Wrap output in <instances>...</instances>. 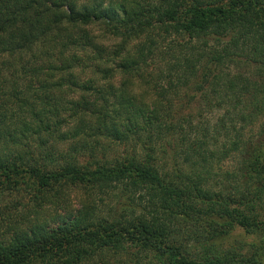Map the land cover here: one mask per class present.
Segmentation results:
<instances>
[{
	"label": "trees",
	"instance_id": "obj_1",
	"mask_svg": "<svg viewBox=\"0 0 264 264\" xmlns=\"http://www.w3.org/2000/svg\"><path fill=\"white\" fill-rule=\"evenodd\" d=\"M236 227L264 231V0H0V264H264Z\"/></svg>",
	"mask_w": 264,
	"mask_h": 264
},
{
	"label": "rangeland",
	"instance_id": "obj_2",
	"mask_svg": "<svg viewBox=\"0 0 264 264\" xmlns=\"http://www.w3.org/2000/svg\"><path fill=\"white\" fill-rule=\"evenodd\" d=\"M118 40L117 38H114L113 39V43H116ZM135 43L134 40L131 41V45L133 46ZM163 43H166L163 42ZM167 43H170V41H168ZM152 56H155L153 57L152 59H148V62H149V65L148 67L146 68L145 71L151 73L150 74V80L149 81V84L152 83V82H155L156 80L158 81L159 80V77H158V74L160 73L161 70H163L165 68V62L166 59H169L170 58V55L166 54L164 52V50L162 51H158V53H156L155 55H152ZM81 75H82V78H86V77H97L98 79H100V74L99 73H93L91 70L89 69H86L84 70L83 72H81ZM198 75V74H197ZM199 75L198 76H194L192 77L188 83H187V89L189 92H193V89L196 85V82H198L199 80ZM157 78V79H156ZM121 79V75L116 71L113 73L112 75V82L114 84H117ZM161 81V80H160ZM164 83V82H162ZM179 107H181V110H180V114H178L180 117L182 115H191V118L194 119H197V120H200V121H203V120H212L214 117V114L213 113H207V112H204L202 113V116H195V114H197V110H198V105H174V109H177L179 110ZM196 117V118H195ZM253 129L252 127L250 126H246L244 127L243 129V132H244V135H253L252 133ZM215 170H214V175H213V180L211 181L212 182V185L217 188V187H221V186H218V183L220 181H222V174L224 171H232V170H235L236 169V160L235 159H227V160H224L223 162H221L219 164L218 167H213ZM224 186H227L228 185V182H223L221 183L220 185H223ZM82 195H83V192L81 189L79 188H76V189H72L71 192H70V204L73 206V207H78L79 203L78 201H80L82 199ZM260 238H264V231L263 233L262 232H259V233H254V234H249V233H246L242 228H239V227H236L232 232H231V238L229 240V244L230 245H234L236 247H242V246H245L249 243H252V242H258L260 240Z\"/></svg>",
	"mask_w": 264,
	"mask_h": 264
}]
</instances>
